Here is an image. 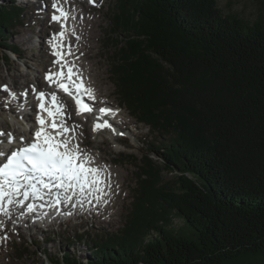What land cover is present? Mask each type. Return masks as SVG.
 Wrapping results in <instances>:
<instances>
[{
	"label": "trees",
	"instance_id": "trees-1",
	"mask_svg": "<svg viewBox=\"0 0 264 264\" xmlns=\"http://www.w3.org/2000/svg\"><path fill=\"white\" fill-rule=\"evenodd\" d=\"M217 2L116 0L112 76L122 105L166 137L151 151L162 162L144 157L120 233L90 237L86 261L47 252L49 262L264 264V16ZM18 9L0 4V34ZM163 168L174 173L164 184Z\"/></svg>",
	"mask_w": 264,
	"mask_h": 264
},
{
	"label": "rangeland",
	"instance_id": "rangeland-1",
	"mask_svg": "<svg viewBox=\"0 0 264 264\" xmlns=\"http://www.w3.org/2000/svg\"><path fill=\"white\" fill-rule=\"evenodd\" d=\"M40 1L45 2L49 6V10H51L52 0ZM82 1L80 5H88L87 11H83L80 15L82 20L86 17H93L92 15L95 12L91 7L93 5L97 6L98 16L103 20V26L98 28L100 39L95 42L96 48L94 49L96 54L99 53L96 57V63L99 61L96 64L98 69L97 71L92 70L94 67L88 58H86L85 62L83 61L82 67L86 65L85 68H88L86 70H91L90 73L92 72L90 77L93 76L91 78L94 84H91L94 85L98 92L95 100L108 101L113 104L112 114L107 115V122L115 126L114 121H117L121 130H117V133L114 134L113 126L94 131V125L97 121L86 112L78 115L75 112L78 110L75 102L74 113L80 119L85 121L89 119V121H87L85 129L82 126H78L74 121H71V124H77V129H75L83 134L85 141L88 142L87 146L79 145V147L87 150L95 158L94 162H98L99 165L104 163L105 166H111L116 170V173L119 172L124 177L123 181H125L126 187L122 191L123 199H119V205L116 207H105V203L100 209H107L106 211L97 210L102 217V220L99 221L100 224L94 222V217L89 212L86 213L85 217L77 218V216H74L68 222L62 224L55 222L54 225L48 228L30 226L26 222H23L21 227H17L14 225L15 221L19 222L17 218L10 219L8 217L10 221L3 222V225L0 226V228L6 227L7 230L0 234V244H2L0 245V256L2 255L3 257L0 260H3L4 264H59L49 262L45 256L47 252L55 257L71 252L72 255L78 256L85 261L87 258L90 259L92 255V244L88 243L90 237L99 239L102 236H106V234L120 233L125 227L128 217L134 209V200L139 185L138 175L142 173L140 167L145 162L144 157L148 163L150 160H153L155 164L162 162V158L151 151L159 149L158 146L161 147L162 143L166 142V137L151 131L150 126L139 122L136 116L132 115L125 105H122L112 76L113 59L120 48L115 43L117 38H122L120 33H115L111 29V19L113 12L116 10V0H95V3L90 2V0H84L83 3ZM217 3L225 14L237 13L253 22L264 16V0H218ZM0 4H9L12 7L18 6L20 11L16 25L11 29L8 28L3 35L0 34V86L8 83L10 87L15 85V90H18L19 87L30 88L34 83H37L33 71L36 70V75L43 79L48 70L52 68L48 67L47 64H54V59L52 60L49 56L50 50H48V54L43 51V47L50 48V44L48 46L47 42L41 43V46L38 43V40L43 42L46 26L50 29L52 21L47 16L49 10L47 8V10L44 9L46 5L45 7H40L39 4L36 3V5L29 0H0ZM73 6L74 8L76 7V5ZM45 20H48V22H45ZM56 30H52L54 34ZM24 38L28 39V41L26 42ZM45 38L47 39L46 36ZM48 38L50 39V36ZM79 44L82 48L81 41H78V46ZM12 47H16L17 50H12ZM15 74H29L30 80L22 83L23 80L20 77H15ZM44 81L45 84L48 83L46 79ZM1 92L2 90L0 89V94ZM84 98L86 100L85 103H88L87 96ZM63 101L65 102V100ZM71 106L73 107V105ZM3 107V105L2 108L0 106V133H5L3 135L0 134V147L3 145L4 138L8 143V135L14 130L19 137L26 139L23 131L25 125L27 127L29 124L35 123V118H31V120H24L27 123L24 124V121L21 122L20 118L15 119L16 115L11 114L7 107L5 109ZM120 120H124L128 127H122ZM99 122L101 123L102 120ZM71 124L70 126H72ZM74 143H78V141H74ZM111 160L113 161L111 162ZM160 172L159 177L162 184L168 182L174 176V173L164 168ZM119 186L120 184H117L114 190ZM107 202L110 205L112 204L111 200H107ZM172 224L176 228L185 227L183 221L175 216L172 217ZM80 235H83V237ZM5 237L7 238L5 239ZM69 242H72V246L69 245Z\"/></svg>",
	"mask_w": 264,
	"mask_h": 264
},
{
	"label": "snow or ice",
	"instance_id": "snow-or-ice-1",
	"mask_svg": "<svg viewBox=\"0 0 264 264\" xmlns=\"http://www.w3.org/2000/svg\"><path fill=\"white\" fill-rule=\"evenodd\" d=\"M90 2L95 3V0H90ZM51 7L55 10L51 21L61 23L62 28L59 33L53 34L48 43L52 54L57 57L54 63L60 65L61 70L58 73L50 71L45 79L75 99L78 115L81 112H91L93 109L83 101L82 97L95 99L93 91L85 87L82 81L78 83L73 79L77 74L64 59L65 56L72 54L71 46L65 43V22L69 13L60 0H53ZM65 48L67 52L64 51ZM64 67H67V75L63 70ZM0 87L12 99L17 98V93L12 92L7 85ZM32 90L35 92L34 87ZM23 95L26 96L27 93ZM36 100L35 119L38 128L33 131L30 142L11 151L10 154L0 151V214L5 217L11 216L13 205L26 208L27 213H33L37 205L26 202L44 201L45 197H48L53 201L51 207H56L62 202V196L64 200L70 202L77 194L80 197L94 195L99 200L107 194L106 190L111 188L109 183L111 173L107 170V166L104 168L93 166L95 158L87 150L81 149L78 143H74V135H68L74 132L77 126L72 125L70 128L66 125L65 114L62 110L64 106L58 102L56 95L51 96V104L55 107V111L53 107L46 106L45 92H38ZM44 113H47V117L51 119L50 124L46 122ZM100 114L97 117L98 121L104 115L112 114V110L100 109ZM111 127L112 125L104 120L102 123L97 122L93 130L99 131L102 128ZM8 138L14 140L10 134ZM39 206L45 207L46 205L42 203ZM22 214L26 213L22 212ZM2 225L3 221H0V226Z\"/></svg>",
	"mask_w": 264,
	"mask_h": 264
},
{
	"label": "bare ground",
	"instance_id": "bare-ground-1",
	"mask_svg": "<svg viewBox=\"0 0 264 264\" xmlns=\"http://www.w3.org/2000/svg\"><path fill=\"white\" fill-rule=\"evenodd\" d=\"M29 1H33L34 4H36V3L39 4L40 7H45V5H46L45 2H41L40 0H38V1L37 0H35V1L34 0H29ZM83 1H82V3H83ZM68 2L70 4V9L68 7H64L65 6L64 5L65 3L64 4L62 3V5L67 10V12L69 13V16L68 17L70 18V24L71 25L69 27V32L66 33L65 43L71 46V52H72V54L71 55H68V56H65L64 59H66L68 61V64L73 67V72L77 74V75H75L73 77V79L77 80L78 83L80 81H82L83 84H84V86L87 87V88H89V89H91L93 91L94 96H97L98 95V92H97L96 88L94 87V85H92V84H94V82L92 83V80L93 79L91 78L93 76L90 77V74H92V72L90 73L91 70L90 71L89 70H86V69H88V68H85L86 65H85V67H82V66H83L86 58H88V59H90L91 65L94 67V69H92V70L93 71H97V69H98L96 67V64L99 63V61H97V63H96V57H97V55L99 53L96 54L94 52V49L96 48L95 42L100 39L98 28H100L101 26H103V20H102V18L100 16H98V12H97L98 11V8H97L96 5L95 6L94 5L91 6L92 9L95 10V12L92 15L93 17H91V18L90 17H86V18H84V20H82V18L80 17V15H81V13H83V11H85L86 9H88V5H86L87 7L85 6V4H83V6L80 5L81 4V0H68ZM51 3H53V0H52ZM71 4H72V6H71ZM73 5H76V7L74 8ZM46 8L49 10V6L46 5V7L44 9L47 10ZM49 20H50V17H49ZM45 22H48V20H45ZM58 25H59L58 22H51L50 29L48 28V26H46L43 42H42V40L41 41L38 40V43L41 46H42L41 43L44 44V43L47 42V44H48V41H49L48 40L49 39L48 38V34L53 33L54 31H52V30H56L58 28ZM45 36L47 37V39L45 38ZM24 40L26 42L28 41V39H26V38H24ZM78 41H81L82 42V46H83L82 48H81V45H80L81 43L78 46ZM48 50H49L48 47L47 48L46 47H43V51L45 53H47ZM64 51L67 52V48H65ZM49 56H50V58H52V60L53 59H54V61L56 60V58H55V56L53 54H49ZM71 60H73V61H71ZM61 63H63V61H61ZM47 65H48V67H52L50 69V71L52 73H58L61 70L60 65H57L55 63L54 64L48 63ZM100 65H101V63H100ZM64 72H65V75H67V69H65ZM33 73L35 74V77L37 79V83H36L35 86L40 87V88H43V90H45L44 88H46L45 86H47L48 83L45 84L44 79H42V78H40V76H37L36 75V70H34ZM15 77H20V79L23 80L22 83H25V82H27V81L30 80L29 74H25V75L15 74ZM95 80L98 81L97 79H95ZM53 86H55V88H56L55 90L58 92V94H62L61 93V90L62 89H58L55 84H53ZM10 88H12V87H10ZM12 89L14 91L15 90V87H13ZM3 92L4 91H2L1 94H0V106L2 108V105H3L4 106L3 109H5V107L9 108L10 105L7 104V102L5 101V98L7 96L6 95L7 92H5V93H3ZM83 101H85L84 98H83ZM29 102L31 103V101H29ZM61 104L64 106L62 110H63V112L65 114V122H66V125L71 128L70 122L71 121H74V122H76L78 124V126H82L85 129V127L87 126V121H89V119H87V121H85L83 119H80L79 116L74 113L75 110L72 108V106L70 105L69 101H65V102L62 101ZM87 104H89V106L93 110L91 112H86V113H89L90 116H93V119L95 121H97V122L100 121V120L99 121L97 120V117L101 115L100 114V109H111L112 110V108H113V104L110 103V102H108V101H105V102L104 101H96L95 99H91V98H90V100H89V102ZM83 116H84V114H83ZM107 118H108L107 114L104 115L102 117V119H101L102 122L104 120L107 121L108 120ZM114 123H115V126L112 124V127L114 126L113 127L114 128L113 131H114V134H115L117 132V130L120 131L121 129L119 128V123L117 121H114ZM120 123H121L122 127H128L127 123H125L124 120L123 121L120 120ZM32 126H33V124H29L27 127L25 126V128L23 130L24 131V134L26 136V139L25 138L24 139L26 140L27 143H29L30 140L33 137ZM76 129L74 130V132H70L68 135H74L75 136V141H78V144L79 145H86L87 146L88 145V142L85 141L86 139H84V135L81 134L80 132H78ZM16 133L17 132L15 131V137H17V139H20L21 137H19ZM83 133H85V132H83ZM4 149H6V148H4ZM112 161L113 160H111V162ZM93 166H99L100 168H104L105 167V164L103 163L102 165H99L98 162H94ZM106 166H107V170L111 173L110 180H109V183L111 184V188L109 190V193L110 194L109 195H103L104 196L103 199H99L98 203L101 202V200H104V201L105 200H111L112 204L111 205L109 204L108 205V208L111 207V206H112L111 208H113V207H116L117 205H119V199H123V197H122V191L124 190V188L126 187V185H125V181H123V178L124 177L121 176V173L120 174H119V172L116 173V170H114L111 166H108V165H106ZM117 184H120V186L117 187L114 190V188H115V186ZM106 191H108V190H106ZM94 203L96 204V201ZM44 204H47L48 205L47 202H44ZM100 208H102V207H97L98 210H104V211L107 210V209H104V208L103 209H100ZM48 209L49 208H47V210ZM52 215H53V213L47 214V213H44L43 209L41 210V209L37 208V210H35V212H33V217H35V218L41 217L44 220L43 221H40V222H37L36 224H34L32 226H34V227H40V228H48L51 225H54L55 222H59L61 220V218H58V219L54 220V218H53ZM91 215L94 217V222H98L100 224L99 221L102 220L101 213L100 212H95L94 214L91 213ZM85 216L86 215H80V216H77V218L78 217L82 218V217H85ZM6 218L7 217H5L4 215H1L0 214V221H3V222H6L7 221V222H9L10 219L9 218L6 219ZM52 220H54V221L53 222H50ZM3 230H6V228L1 229L0 230V233L3 232ZM0 245H2V244H0ZM1 258H3L2 255L0 256V259ZM4 263L5 262L3 260H0V264H4Z\"/></svg>",
	"mask_w": 264,
	"mask_h": 264
}]
</instances>
